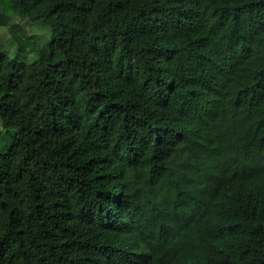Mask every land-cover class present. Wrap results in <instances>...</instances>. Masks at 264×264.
<instances>
[{
  "label": "trees",
  "instance_id": "trees-1",
  "mask_svg": "<svg viewBox=\"0 0 264 264\" xmlns=\"http://www.w3.org/2000/svg\"><path fill=\"white\" fill-rule=\"evenodd\" d=\"M9 1L0 264H264V0Z\"/></svg>",
  "mask_w": 264,
  "mask_h": 264
},
{
  "label": "rangeland",
  "instance_id": "rangeland-1",
  "mask_svg": "<svg viewBox=\"0 0 264 264\" xmlns=\"http://www.w3.org/2000/svg\"><path fill=\"white\" fill-rule=\"evenodd\" d=\"M0 14H3L7 17H15V14L12 10V5L10 3L9 0H0ZM30 29L34 32V36L36 37V39H45L44 41L46 42V44L52 40V31L54 29V27L52 26H38L37 24L33 23V25L30 27ZM20 40L22 45L26 44V50L24 51H18L17 48L11 52L10 49L7 50L10 52V57L11 58H17V56L20 57V61H22L23 58H25L28 55V58H30L29 60H27V62L32 63L35 60V55H29L30 53H28L31 49V43L32 41H27L28 36H26V34L24 33L23 35L20 36ZM34 37V39H35ZM12 141V134H9L5 137V144H9Z\"/></svg>",
  "mask_w": 264,
  "mask_h": 264
}]
</instances>
